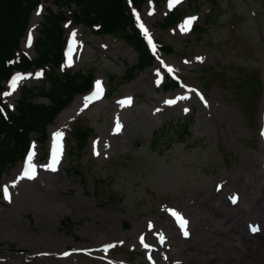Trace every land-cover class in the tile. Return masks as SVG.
Returning a JSON list of instances; mask_svg holds the SVG:
<instances>
[{"label": "rangeland", "instance_id": "374dc122", "mask_svg": "<svg viewBox=\"0 0 264 264\" xmlns=\"http://www.w3.org/2000/svg\"><path fill=\"white\" fill-rule=\"evenodd\" d=\"M196 4V9L191 8ZM47 7L58 12L48 2ZM180 13L198 14L197 26L205 29L201 37L183 28L191 16L175 29L163 30L164 6L148 17V22L155 38L174 49L165 58L168 65L183 76L185 83L202 87L209 102L204 105L190 98L187 105L174 109L166 106V111L157 115L154 113L161 102L173 99L179 90L166 94L154 87L151 71L156 64L126 83V67L135 65L138 58L131 47L81 28L71 31L72 36H81L84 45L75 70L89 69L93 77L104 78L110 96L82 113L76 111L80 104L77 96L67 109L69 114L65 116L67 111H63L50 127L49 133L63 124L74 129L81 123V130L93 129L74 159L71 153L77 147V134L71 136L69 132L70 156L60 172L48 170V159L33 174H26L20 164L6 169L3 182L16 183L18 177L19 185L9 187L12 204H0V264H104L82 256L60 260L56 254L112 241H126L114 252L121 259L119 264H146L141 252H134L132 247L140 232L151 239L159 228L172 236V258L183 264H264V233L251 236L245 224L250 220L264 223L260 140L264 0H189ZM26 51L35 56L33 50ZM130 95L135 100L133 107L115 105ZM11 98L17 101L19 94ZM35 102L48 100L37 97ZM115 116L126 125L121 136L113 134ZM182 123L191 126L193 138L176 141L163 153L153 149L158 134L177 139L172 130L180 131ZM97 137V146L91 147ZM47 153V144L41 146L39 157ZM74 166L84 181L72 172ZM217 182H226L224 192L215 191ZM234 192L241 195L240 205L233 212L240 213L238 222L245 237L225 225L227 196ZM106 196L108 201L103 200ZM163 205L181 208L190 216L192 239L180 238L161 211ZM66 218L75 227L63 228L61 222ZM236 222L231 221L233 225ZM124 223L130 227L125 228ZM44 252L52 253V257H33Z\"/></svg>", "mask_w": 264, "mask_h": 264}, {"label": "trees", "instance_id": "16d2710c", "mask_svg": "<svg viewBox=\"0 0 264 264\" xmlns=\"http://www.w3.org/2000/svg\"><path fill=\"white\" fill-rule=\"evenodd\" d=\"M40 0H0V92L1 82L5 80L11 68L6 66V61L14 57V51L19 48L22 38L25 35L26 27L29 23L32 10ZM57 9L64 6L70 7L75 4L78 7L76 22L83 23L88 27L94 24H103L100 35H118L129 43L133 44L141 53L140 59L135 66H127L126 75L123 78L129 81L137 71H142L150 66L153 58L148 54L143 40L134 29L133 18L127 7L125 0H52ZM140 5L145 0H133ZM218 2V0H213ZM74 15V16H75ZM178 13L164 24L167 26L177 20ZM66 16L62 12H50L45 17V23L41 36L35 46L36 58L32 61L23 59L21 69H31L33 67L58 66L62 60V46L64 44V31L60 24ZM205 30L198 29L197 33L201 37ZM173 49L167 48L168 55L173 54ZM93 73L89 69H84L75 73L61 75L53 69L44 82L32 87H25L21 93V100L17 107L16 114H10L6 120L0 112V185L3 174L10 165H15L26 151L30 135L38 132L42 140L47 138V127L53 123L58 114L68 107L75 97L86 92L91 87ZM170 87H166L168 90ZM37 97H43L48 103H36ZM1 100V96H0ZM181 130H172L177 134V139L173 140L158 134L152 142L153 149L163 153L179 140L186 141L191 136L189 124L182 123ZM88 132L80 133L79 148L82 149L87 141ZM78 156L72 153V159ZM72 172L80 175L79 169L74 166ZM84 181L83 178H80ZM99 194V192H98ZM101 197V196H100ZM103 199V198H102ZM109 197L103 200L108 201ZM62 227L71 229L75 224L66 218L62 222ZM129 227L128 223L124 224Z\"/></svg>", "mask_w": 264, "mask_h": 264}, {"label": "bare ground", "instance_id": "6f19581e", "mask_svg": "<svg viewBox=\"0 0 264 264\" xmlns=\"http://www.w3.org/2000/svg\"><path fill=\"white\" fill-rule=\"evenodd\" d=\"M42 17V10L41 11H39V12H37L35 15H34V17H33V25H32V31H34V29H35V27H36V23L39 21V19ZM260 201V200H259ZM237 218V222L233 225L232 223H231V220H234V219H236ZM227 220H228V222H227V224H225L226 225V227H234L233 228V233L235 232V231H237V234H240V235H243L244 237H245V235L243 234V232L241 231V228H240V217L238 216V215H229V216H227ZM239 221V222H238ZM184 250H188V248L187 247H185L184 248Z\"/></svg>", "mask_w": 264, "mask_h": 264}]
</instances>
